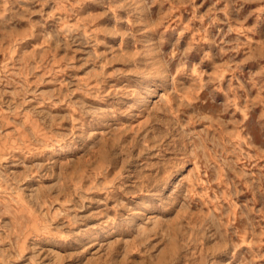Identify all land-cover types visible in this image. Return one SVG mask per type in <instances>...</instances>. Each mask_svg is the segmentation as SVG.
Here are the masks:
<instances>
[{
  "label": "rangeland",
  "instance_id": "374dc122",
  "mask_svg": "<svg viewBox=\"0 0 264 264\" xmlns=\"http://www.w3.org/2000/svg\"><path fill=\"white\" fill-rule=\"evenodd\" d=\"M0 264H264V0H0Z\"/></svg>",
  "mask_w": 264,
  "mask_h": 264
},
{
  "label": "bare ground",
  "instance_id": "6f19581e",
  "mask_svg": "<svg viewBox=\"0 0 264 264\" xmlns=\"http://www.w3.org/2000/svg\"><path fill=\"white\" fill-rule=\"evenodd\" d=\"M160 79V78H159ZM134 95V94H133ZM142 95V94H141ZM164 96V95H163ZM132 112V111H131ZM82 124H84V123H82ZM53 152V151H52ZM69 152V151H68ZM63 153V152H62ZM57 153H54V155H56ZM185 171V167L184 168H182V170H180V171H177V172H175V173H173L172 175H170L171 177H170V179H169V184H171L172 182H173V180L175 179V178H177V176H179L181 173H183ZM169 178V177H168ZM167 184V183H166ZM165 185V184H164ZM162 187V186H161ZM167 189V188H166ZM153 191V190H152ZM111 233H112V231H111Z\"/></svg>",
  "mask_w": 264,
  "mask_h": 264
}]
</instances>
